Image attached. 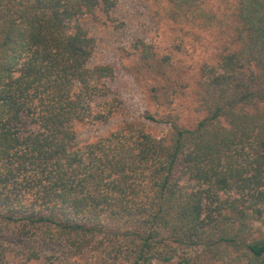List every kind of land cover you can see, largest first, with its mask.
<instances>
[{"label": "trees", "instance_id": "trees-1", "mask_svg": "<svg viewBox=\"0 0 264 264\" xmlns=\"http://www.w3.org/2000/svg\"><path fill=\"white\" fill-rule=\"evenodd\" d=\"M169 1L210 20L203 0ZM117 2L0 0V264H264V0H236L193 128L170 119L157 138L127 121L80 145L75 127L114 108L82 21ZM133 46L164 82L169 57Z\"/></svg>", "mask_w": 264, "mask_h": 264}, {"label": "rangeland", "instance_id": "rangeland-1", "mask_svg": "<svg viewBox=\"0 0 264 264\" xmlns=\"http://www.w3.org/2000/svg\"><path fill=\"white\" fill-rule=\"evenodd\" d=\"M235 3L203 0L202 11L210 19L204 22L174 18L169 0H118L109 14L95 11L86 17L82 25L95 41L92 64L114 69L109 96L114 108L107 122L78 124L77 142L92 143L127 121L144 122L146 130L157 138L168 134L166 121L170 119L181 128H193L204 117L197 102L200 68L215 65L229 42ZM138 41L152 45L159 57H169L167 78L159 85L138 66L133 46ZM146 114L158 122L145 121ZM256 227L264 232V220Z\"/></svg>", "mask_w": 264, "mask_h": 264}]
</instances>
